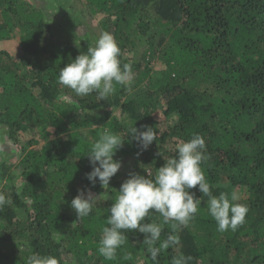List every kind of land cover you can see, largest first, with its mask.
I'll use <instances>...</instances> for the list:
<instances>
[{
	"label": "trees",
	"instance_id": "16d2710c",
	"mask_svg": "<svg viewBox=\"0 0 264 264\" xmlns=\"http://www.w3.org/2000/svg\"><path fill=\"white\" fill-rule=\"evenodd\" d=\"M78 1L79 17L88 10L101 33L114 36L134 80L107 100L75 95L58 73L92 39L78 33L83 21L70 0H0V42L17 34L22 48L17 57L0 49V129L18 146L16 169L0 161V193L11 201L0 208V264H27L33 253L58 264H156L134 231L115 260L104 259L102 229L129 174L154 176L194 134L206 143L201 168L213 194L235 190L248 212L236 231L219 232L202 197L158 264L178 256L191 257L188 264H264V0ZM133 126L158 133L147 150L130 135ZM106 130L125 142L114 157L122 167L103 189L87 179L85 154ZM80 190L101 197L79 220L70 205ZM158 220L155 212L145 218ZM170 234L165 225L161 239Z\"/></svg>",
	"mask_w": 264,
	"mask_h": 264
},
{
	"label": "clouds",
	"instance_id": "9594fccd",
	"mask_svg": "<svg viewBox=\"0 0 264 264\" xmlns=\"http://www.w3.org/2000/svg\"><path fill=\"white\" fill-rule=\"evenodd\" d=\"M75 43L79 49L80 43ZM120 55L121 50L114 36L102 32L94 44L88 45L86 51H81L59 70L57 83L79 97L95 93L98 101L107 100L115 93L117 85L130 88L134 80L131 65H121ZM143 127V131L135 126L130 128V135L141 151L147 150L158 135L154 128ZM124 142L121 135L106 130L90 144L85 155L92 170L86 177L93 186L98 180L103 189L109 188L111 178L122 167V162L114 157ZM175 148V156L165 160L154 176L147 171V176L131 173L121 184L108 210L110 215L99 240L98 252L104 259L115 260L117 249L127 241L125 232L134 231L143 234L142 243L147 246L150 259L158 264L162 251L179 244L178 232L187 227L198 213L202 197L208 198V214L215 220L217 231L234 232L244 224L248 208L237 202L239 197L236 191L221 192L216 196L205 178L201 164L209 159V155L204 138L194 134L190 140L178 142ZM197 188L202 193L199 198L191 191ZM100 197L101 194L94 195L90 190H80L70 206L80 220L91 213ZM10 203L9 198L0 193V208ZM150 212L158 213L159 220L145 222ZM165 225L171 226L173 234L161 239ZM124 259L132 260L131 254ZM191 259L173 257L172 264H188ZM27 264H58V259L52 255L33 253L28 256Z\"/></svg>",
	"mask_w": 264,
	"mask_h": 264
},
{
	"label": "rangeland",
	"instance_id": "374dc122",
	"mask_svg": "<svg viewBox=\"0 0 264 264\" xmlns=\"http://www.w3.org/2000/svg\"><path fill=\"white\" fill-rule=\"evenodd\" d=\"M33 1L35 4H38V6L39 5L46 6V3H50V0H33ZM70 5H71V8L69 9V6H68L67 9H69V11L73 13V15H76L78 13L77 12L78 8H82L83 6L78 0H70ZM45 9L47 10L48 13H51L54 10V8L52 7H48ZM77 16L79 17L78 14ZM78 19L83 21V26L80 27L81 29L78 28L79 26L77 27L78 33L82 34V31H83L82 28L86 29L91 36L92 44H94L96 38H98V36L101 34V30L99 26L97 25V18L93 17L92 14H90L88 10L87 11L85 10L83 15H81ZM59 21H60L61 26L68 25V23L65 22V20H59ZM0 49L9 50L13 54V56H16V57L20 55V52H22L21 50L22 48H21L20 41L18 39V35L15 34L13 38L6 40V41H1ZM17 152H18V146L12 143L11 141L7 140L6 137L2 134V130L0 129V161L7 159V164H10L13 170L16 169L15 163L17 162V157H16L18 154ZM16 183H18V181H16ZM238 193L239 195L243 194L241 192H238Z\"/></svg>",
	"mask_w": 264,
	"mask_h": 264
}]
</instances>
